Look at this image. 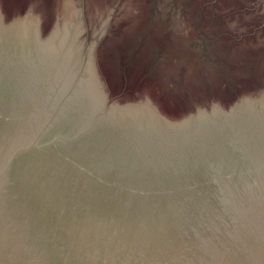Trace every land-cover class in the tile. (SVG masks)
Listing matches in <instances>:
<instances>
[{"label":"water","instance_id":"water-1","mask_svg":"<svg viewBox=\"0 0 264 264\" xmlns=\"http://www.w3.org/2000/svg\"><path fill=\"white\" fill-rule=\"evenodd\" d=\"M0 264H264V0H0Z\"/></svg>","mask_w":264,"mask_h":264}]
</instances>
